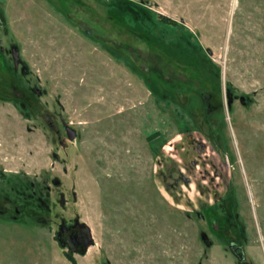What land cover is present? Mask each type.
<instances>
[{"label":"rangeland","instance_id":"374dc122","mask_svg":"<svg viewBox=\"0 0 264 264\" xmlns=\"http://www.w3.org/2000/svg\"><path fill=\"white\" fill-rule=\"evenodd\" d=\"M0 18V264H264V0H0ZM61 220L91 230L85 255Z\"/></svg>","mask_w":264,"mask_h":264},{"label":"flooded vegetation","instance_id":"af4514ba","mask_svg":"<svg viewBox=\"0 0 264 264\" xmlns=\"http://www.w3.org/2000/svg\"><path fill=\"white\" fill-rule=\"evenodd\" d=\"M2 26H3V21L0 18V27ZM1 50H3V48H1ZM20 67H22L21 64H19L16 69ZM56 240L62 248L66 249V255L69 258H70L69 255H73V254L85 255V254H81V251L85 249L87 240L90 241L88 237L87 226L84 223H79L77 220H74L71 223H68L65 220H61L56 231ZM92 245H90L89 247H91ZM231 251L236 255V257L240 259V261L243 260L241 249L237 245H232Z\"/></svg>","mask_w":264,"mask_h":264},{"label":"water","instance_id":"95a60500","mask_svg":"<svg viewBox=\"0 0 264 264\" xmlns=\"http://www.w3.org/2000/svg\"><path fill=\"white\" fill-rule=\"evenodd\" d=\"M12 59H13V65H14V68L16 69L18 67L19 64L23 65L21 59H20V56H19V52L17 50H15V48L12 47ZM24 70V68H22ZM25 71V70H24ZM63 123V126H64V130L66 132V135H67V139L69 141H73L75 138H76V131L69 127L68 125H66L64 122ZM87 230H88V237L90 239L87 240L86 242V245H85V249L83 251H81V254H85L89 248L90 245H92L94 242H93V238L91 236V230L87 227ZM202 238L204 239V241H208L207 238H205V235L202 234ZM207 244H210L209 241L207 242Z\"/></svg>","mask_w":264,"mask_h":264},{"label":"trees","instance_id":"16d2710c","mask_svg":"<svg viewBox=\"0 0 264 264\" xmlns=\"http://www.w3.org/2000/svg\"><path fill=\"white\" fill-rule=\"evenodd\" d=\"M128 11H129V9H131L129 6H128ZM130 12V11H129ZM150 12H152V11H150ZM135 14H137V13H135ZM153 15H155L154 13H152ZM159 16V15H158ZM156 17H157V15H156ZM154 22V21H153ZM163 23H166V24H176L175 22H173V21H171V20H169V19H163ZM205 54V53H204ZM210 61V60H209ZM159 137V133H155L154 135H152V136H150V137H148V140L149 141H151V140H153V139H155V138H158Z\"/></svg>","mask_w":264,"mask_h":264}]
</instances>
